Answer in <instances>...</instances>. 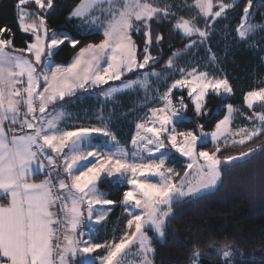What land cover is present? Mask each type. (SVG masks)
<instances>
[{
  "label": "snow or ice",
  "instance_id": "1",
  "mask_svg": "<svg viewBox=\"0 0 264 264\" xmlns=\"http://www.w3.org/2000/svg\"><path fill=\"white\" fill-rule=\"evenodd\" d=\"M96 3L97 0H80L68 19H79L90 35L99 32L103 38L98 42L82 43L67 32L50 29L46 14L54 9L53 0H18V27L33 38L25 48H14L12 29L0 28V196L7 200L0 203V264H124L129 246L138 249L141 264H154L155 248L147 232L153 231L157 239L165 238L168 220L174 215L173 204L198 199L214 190L223 165L264 151V145H257L238 155L222 159L217 155L221 145L229 140L244 145L264 135V112L253 110L257 102L264 105V87L244 94V103L253 110L252 115L246 116L251 127L233 129V116L239 110L232 104L225 105L226 114L213 123L218 113L209 107L211 98L223 99L234 89L222 70H205L217 65V56L208 41L214 32L212 21L231 4L221 3L219 10L213 12L212 0H195L207 21L204 27L197 26L195 18L180 17L174 24L189 41L185 49L205 46L208 65L178 67L174 61L183 54L178 49L157 72L159 57L153 56L151 49L154 44H162L164 34L153 38L152 24L175 15L169 10L172 6L124 0L122 7L102 9L109 18L101 20L91 15ZM28 4L36 5L38 11L30 12L25 7ZM252 7L253 0H247L236 30L242 41L264 28L251 22ZM5 33L8 38H3ZM134 34L141 35L142 44H137ZM65 45L78 50L69 64H55V53ZM196 55L198 51L193 52ZM173 70L179 78H173ZM162 72H169L170 76L162 77ZM126 74L137 78L125 81L122 78ZM150 77L157 81L163 78L165 82L171 79V83L156 97L161 106L152 107L146 114L151 126L137 123L131 152L109 130L102 110L100 127L59 126L66 116L63 105L77 93L88 94L100 88V95L110 99L122 90L149 86ZM112 81L121 83L112 86ZM185 92L191 110L183 94L173 100L176 93ZM57 104L61 107H55ZM5 122H9L7 130ZM178 124L192 127L181 129ZM12 125L18 126L20 134ZM207 125L212 126L211 131L205 130ZM98 136L111 144L92 143ZM236 136L240 139L236 140ZM209 142L215 151L205 150ZM172 150L189 161L179 183L173 178L180 177V173L166 164L170 154H174ZM33 175L44 178L35 182ZM102 178L125 181L126 190L119 202L106 198L99 190ZM118 203L129 217L123 235L111 244L93 242L92 233L83 230L85 220L104 221L111 211L105 206ZM101 248L106 254L94 257ZM191 251L190 259L196 264L201 250L194 244ZM218 255L225 264H232L234 253L227 243Z\"/></svg>",
  "mask_w": 264,
  "mask_h": 264
},
{
  "label": "trees",
  "instance_id": "2",
  "mask_svg": "<svg viewBox=\"0 0 264 264\" xmlns=\"http://www.w3.org/2000/svg\"><path fill=\"white\" fill-rule=\"evenodd\" d=\"M149 1L164 6L167 0ZM17 2L18 0H0V28H11L14 33L13 47L25 48L33 38L31 34L22 33L18 27ZM79 2L80 0H53L54 9L46 14L47 24L50 29L57 32H68L80 39L82 43L98 42L103 38L99 32L94 31L96 34L90 35L77 26V19H68L69 12ZM246 5L247 0L235 1L234 5L227 9V17L219 22L221 29L228 26L231 32L236 34ZM25 7L32 12L38 11V7L34 4H28ZM252 9L255 22L262 23L264 21V0H253ZM174 13L175 15L171 18H161L159 22L152 24L153 38L159 33L164 34L162 44L159 47L154 44L151 49L152 55L159 57V62L155 65V70L158 72L162 71L174 51L183 50V54L174 62L184 60L185 54L189 53V50L185 49V45L189 42L188 39L174 28L176 20L180 17L195 18L193 22L201 28L207 22L200 11L193 7L181 8ZM207 20L211 21V18ZM3 38H8V35L5 33ZM133 39L137 44H142L140 34H134ZM263 44L264 35L255 45H250L247 41L237 43L234 40L228 60L223 65L227 67L230 79L237 86V92L236 95L223 99L211 98L209 107L218 113L213 117V123L222 119L226 114L225 105L243 104L244 94L259 86L254 77L264 76ZM77 50L66 45L61 46L55 53L53 62L69 64ZM132 77L136 76L131 75L126 78ZM181 94L185 96V103L189 104V110H191L192 106L186 92L176 93L173 100L175 101L176 97ZM127 96L124 99H129ZM85 104L91 105L90 101ZM178 126L179 128L192 127L191 124H178ZM205 130H212V126L207 125ZM257 145H264V135L255 137L244 145H221V152L217 155L222 159L229 155H238L240 152L247 151L248 148H256ZM209 148L215 151L211 143H209ZM221 173L220 183L214 190L198 199H184L173 204L174 215L168 220V228L163 240L157 239L154 232L149 231L155 248V255L152 257L155 264H192L190 258L194 244L201 250L198 264H225L218 255L225 243L234 253L230 258L232 264H264V151H256L247 158L223 165ZM101 187L106 190L110 199L119 202L123 191L126 190V183L105 178L101 181ZM121 209L122 206L118 203L112 216L117 217Z\"/></svg>",
  "mask_w": 264,
  "mask_h": 264
},
{
  "label": "rangeland",
  "instance_id": "3",
  "mask_svg": "<svg viewBox=\"0 0 264 264\" xmlns=\"http://www.w3.org/2000/svg\"><path fill=\"white\" fill-rule=\"evenodd\" d=\"M235 1H238V0H234V1L212 0L213 12L219 10V6L221 3L231 4L233 6ZM142 2H145V0H142ZM146 2L153 3L154 6L163 7V6L156 4L155 2H151L149 0H146ZM123 3H124V0H97V3L93 7L91 15L99 17L101 20H106L109 17L106 16L103 13V11H101V10L102 9H108L110 7H122ZM165 5H171L172 7L169 10L172 12H175L176 10L181 9V8H185V7H193V8L198 9L196 7L195 0H167ZM28 10L30 12H32L29 8H28ZM226 11H227V9L225 10V13L221 17H218V18H216L215 21H212V25L214 27V32L211 36V39L208 41V45L211 46L212 51L217 56V65L212 66V67H207L205 70L210 71V72H219L222 70L223 73H225L228 76L230 82L233 85L234 91H233V94H231L233 96V95H236L237 86L235 85L234 81L232 79H230L229 72H227V67H224L223 63L224 62L226 63L228 60L227 59L228 54H229L230 50L232 49V46L234 44V40H236L237 43L247 41L250 45H255V44H257V42L259 41L261 36L264 35V28H258L247 39L242 41L239 38L237 31H236V34H234L233 32H231V29L228 26H224V29H221V27H220L221 23L219 24V22H221V20H224L227 17ZM250 15L252 17V19H251L252 23L257 24V25H264V21L262 23L255 22L253 9H250ZM208 18H211V17H208ZM185 19H188V18H185ZM77 20H78V25H80L79 27L84 32H89V29L87 27L83 26L79 19H77ZM189 20H193V18L189 19ZM29 22H31V21H29ZM197 26H199V25H197ZM93 31H96V30L93 29ZM62 32H66V31H62ZM220 33H221V35H220ZM223 37H225V39H223ZM263 48H264V44H263ZM9 50H11V49H9ZM194 51H198V55L193 56ZM25 55H27L31 58V54L25 53ZM262 61L264 62V54L262 57ZM194 63H200L202 68L205 65H208L209 61L207 58V53L205 51V46H198V49H194L192 51H189V53L187 52L184 56V60L175 62V64L178 67H185V68L193 65ZM174 73H175V70H173L172 74H171V75H173V78H179V76L174 75ZM131 75L132 74H126V76L122 79H124L126 81V80H134L137 78V77L126 78L127 76H131ZM169 76H170L169 72L162 73V77H169ZM254 78L257 81V83L259 84V86H256L254 88L264 87V76L259 77V78L258 77H254ZM109 83L112 86H117L121 82L120 81H112ZM169 83H171V79H168L167 82H165V80L163 78L161 80L157 81L155 78L150 77L149 78V86H147V87L138 86V87L128 89V90H122L119 93L120 94L119 96H118V94H116L110 99H106L102 95H100L101 89L96 88V89L90 90V93H88V94L77 93V96H75L76 98L73 97V98H75L73 100V105H79V101L81 102V104H83L84 102L86 103V102L90 101L91 105L95 104L96 102H100L102 104L101 105L102 110L107 109V110L111 111V112H109V114L108 113L106 114V117H105L106 120L104 121V122L108 123L109 128L113 127L114 119H111L112 118L111 116H113L114 108H117V106H134L132 108L134 111H136V116L133 119V122H136V125H137V123L144 122L146 124V126H151L149 119H148V115H146V114L149 113V109H151L152 107H160L161 106L160 102L156 99V97L166 90L167 84H169ZM103 87L106 88V87H108V85H104ZM126 95H128L127 97H129V99H124ZM231 104L239 110L233 116V124H232L233 129H236V128L242 127V126L251 127V122H249L246 119V116L252 115L253 110L256 112H264V105H262L260 102H257L253 106V110L248 109L245 103H243V104L231 103ZM64 105H63V108H64V111L66 113V110H65L66 105L65 106ZM95 106H97V105H95ZM55 107L59 108V107H61V105L57 104V105H55ZM71 110L73 111L74 109H71ZM66 116H65L64 120L59 124L60 127H63V128L69 127L68 122L66 121ZM130 121L131 120L128 119V122H130ZM89 123L90 122H87L85 124H89ZM102 124L103 123H100V124L98 123L97 125L95 124L91 127H100V126H102ZM81 126L89 127L90 125H81ZM12 127H17V130L19 129L17 125H12ZM177 127L179 128L178 125H177ZM24 131H27V130H24ZM136 131H137V129H136ZM206 131H211V130H206ZM98 138H101V139L97 140ZM235 139L239 140L240 137L236 136ZM92 143H94L98 146H103L106 143L109 145L111 144V142L103 136H98V137L94 138L92 140ZM209 143H211V142H209ZM209 143H207L204 146V148H205V150H208L211 152L212 150L209 148ZM121 144L126 146L129 150V152L132 151L131 143L127 144V145H125L123 143H121ZM228 144H234V143H232L231 140H229V142L227 144H222V145H228ZM65 151H67V149H65ZM172 151L174 153V150H172ZM155 155L158 156L159 153H156ZM188 162L189 161L187 160V158L181 157L179 153L170 154V158L168 159V161H166V164L169 167H173L175 169V171L180 173V177H174L173 178L176 183H179L180 178L183 177V173L186 170V164ZM188 171L192 172V170H188ZM103 179H105V178H102L101 181ZM101 181H99V183H98L99 190L106 194V198L110 199L107 195L106 190L101 187ZM120 181L125 183V181L123 179H121ZM219 183H220V181H218V184ZM115 206H105V207H111V211L108 213V215L106 216L104 221L95 222V220L93 219V222L90 223L87 220H85V223L83 225V230L86 232L92 233L91 238H92L93 242L100 243L102 245L106 244V243L111 244L113 241L118 242L119 238L123 235L125 228H126V221L129 217H128V214L125 213L123 207L121 209L122 211H120V214L117 215V217H113L112 213L114 212ZM99 207L100 206H97V210H99ZM94 217H95V212H94ZM147 235L149 237H151L149 235V231L147 232ZM85 238H87V237H85ZM129 249L125 250L128 253V255L125 257L124 264H141V258L138 255V249L136 247H133V246H129ZM105 254L106 253L104 251V248H101V249H98L93 254V256L94 257H100V256H103ZM196 264H198V263L196 262Z\"/></svg>",
  "mask_w": 264,
  "mask_h": 264
},
{
  "label": "crops",
  "instance_id": "4",
  "mask_svg": "<svg viewBox=\"0 0 264 264\" xmlns=\"http://www.w3.org/2000/svg\"><path fill=\"white\" fill-rule=\"evenodd\" d=\"M64 65V64H61ZM67 65V64H66ZM131 93V92H130ZM120 94H118L119 96ZM76 98V97H75ZM75 98H72L70 103H68L66 107V121L68 122V125H97L98 123H103L100 119V111L101 109V103L96 102L95 104H92V106H88L85 104H81L79 101V105H73V100ZM97 105V106H95ZM134 106H117V108H114L113 116H111V119H114L113 121V127L109 128L110 131L114 132L118 138V140L127 145L131 143L132 137L136 134V122H133V119L136 116V111L133 110ZM71 109H74L73 111ZM111 112L110 110L103 109L102 115L106 117V114ZM128 119L131 121L128 122ZM106 120V119H105ZM87 122H90L89 124H85ZM92 124V125H91ZM9 122H5V128L8 129ZM21 130H17V134H20ZM28 131V130H27ZM30 131V130H29ZM11 135V133H9ZM101 138H98L97 140H100ZM44 177L43 175H33V180L35 182H39ZM7 200L0 196V203H6Z\"/></svg>",
  "mask_w": 264,
  "mask_h": 264
}]
</instances>
